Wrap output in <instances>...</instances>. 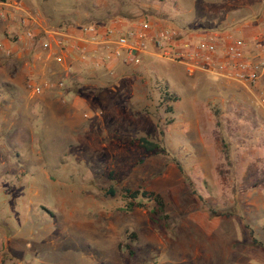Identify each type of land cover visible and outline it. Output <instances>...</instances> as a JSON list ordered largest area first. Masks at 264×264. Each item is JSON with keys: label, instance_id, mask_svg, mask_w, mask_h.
I'll return each mask as SVG.
<instances>
[{"label": "rangeland", "instance_id": "obj_1", "mask_svg": "<svg viewBox=\"0 0 264 264\" xmlns=\"http://www.w3.org/2000/svg\"><path fill=\"white\" fill-rule=\"evenodd\" d=\"M141 19L254 47L264 0H0L1 264H264V76L191 73L158 49L71 74L21 52L48 31ZM125 187L164 196L163 228L151 202L123 210Z\"/></svg>", "mask_w": 264, "mask_h": 264}, {"label": "built area", "instance_id": "obj_2", "mask_svg": "<svg viewBox=\"0 0 264 264\" xmlns=\"http://www.w3.org/2000/svg\"><path fill=\"white\" fill-rule=\"evenodd\" d=\"M123 20H115L109 26L88 25L81 29L86 35V41L100 44L106 54L95 59L96 67L106 66L113 59L134 60L144 53H151L152 49L163 51V56L180 62L187 67L189 72L202 70L217 75L224 79L239 82L245 86L257 85L264 76V37L254 36V47L251 41L245 38L224 36L202 37L193 40L185 37L175 27H154L146 19L128 21L130 27L121 30ZM120 23V25H119ZM29 38H34L36 32L27 31ZM58 37V46L66 51L68 31H48L43 37L45 49L51 48V39ZM0 46L4 48L3 43ZM7 49V54L11 50ZM58 61L62 58L57 57Z\"/></svg>", "mask_w": 264, "mask_h": 264}, {"label": "crops", "instance_id": "obj_3", "mask_svg": "<svg viewBox=\"0 0 264 264\" xmlns=\"http://www.w3.org/2000/svg\"><path fill=\"white\" fill-rule=\"evenodd\" d=\"M123 25H120L121 30H126L130 27V24L127 23V21H122ZM104 28V26H102ZM2 30L3 28L5 29V23L2 24V27H0ZM61 31H68V33L71 35V37L68 38V45L66 48V51H63L62 49L59 48L58 44V37H55V41L53 42V39H51V48L50 49H45L43 46V41L44 39H40L38 41V45L36 44V48L32 49L31 47H25L24 50H21L22 54L24 53H32V57H35V59L38 60V63L40 65H43L44 68L47 67V64H55V63H60L62 66H64L66 69H69V72L74 71V67L76 64L80 65L83 67L85 70V67L88 69L87 71H91V74H95L98 70V67L94 66L93 62L95 59H98L102 56H105L106 54L102 51L100 44L92 41H86V35H84L79 28H68L65 30ZM3 31H0V34L3 35ZM227 33H216L215 36L220 37L224 36ZM205 36V34H203ZM209 36V35H207ZM213 36V35H211ZM25 37V36H24ZM31 41V39H26L23 38L22 42H27ZM3 44L4 39H3ZM33 51V52H32ZM7 54V53H6ZM151 53H146V56H149ZM29 55V54H28ZM9 56V55H8ZM57 57L62 58L61 61L56 60ZM5 55H0V68L8 70L7 63L5 62ZM118 59H113L112 61L108 62L106 64L107 68H110L112 66H116V62ZM5 65H4V64ZM119 63V62H118ZM2 64V65H1ZM18 65V63H15ZM124 63H122L123 65ZM24 65V64H23ZM19 69V68H18ZM9 248L7 247L6 243L3 240H0V264L4 262V253L7 252Z\"/></svg>", "mask_w": 264, "mask_h": 264}, {"label": "trees", "instance_id": "obj_4", "mask_svg": "<svg viewBox=\"0 0 264 264\" xmlns=\"http://www.w3.org/2000/svg\"><path fill=\"white\" fill-rule=\"evenodd\" d=\"M165 102L168 104L167 112L173 113V106L169 103L176 102L179 100V96L177 94L166 93ZM217 114V113H216ZM139 144L144 147L147 151H154L155 153L163 152L165 148L161 146V144L157 141H154L146 136L139 137ZM228 155H226L227 157ZM112 194L115 193V190L111 189ZM122 196L125 199V208L123 210L132 211L137 206H144L147 202H151L153 205L149 207L150 213V225L152 227L159 226L163 228L165 226V219L169 217V214L166 211V201L164 196L160 192H156L154 190H149L145 188H130L125 187L122 191ZM212 211V208L210 207ZM220 215L230 216L232 215L229 211H213ZM248 227L249 225L246 224ZM251 235L253 236V231H251ZM254 244L260 245L264 248V244L259 241L257 238L253 237L252 239ZM130 247V245H127Z\"/></svg>", "mask_w": 264, "mask_h": 264}]
</instances>
